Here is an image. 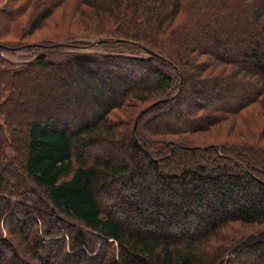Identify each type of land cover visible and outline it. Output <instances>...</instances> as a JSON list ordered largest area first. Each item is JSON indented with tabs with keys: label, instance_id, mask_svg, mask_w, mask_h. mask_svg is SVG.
I'll return each mask as SVG.
<instances>
[{
	"label": "trees",
	"instance_id": "trees-1",
	"mask_svg": "<svg viewBox=\"0 0 264 264\" xmlns=\"http://www.w3.org/2000/svg\"><path fill=\"white\" fill-rule=\"evenodd\" d=\"M38 1L0 14L27 39L0 52L40 50L0 103L25 119L0 126V264H225L244 239L227 264H264V0ZM115 43L149 56L78 52Z\"/></svg>",
	"mask_w": 264,
	"mask_h": 264
},
{
	"label": "rangeland",
	"instance_id": "rangeland-1",
	"mask_svg": "<svg viewBox=\"0 0 264 264\" xmlns=\"http://www.w3.org/2000/svg\"><path fill=\"white\" fill-rule=\"evenodd\" d=\"M37 2H39L38 0H36ZM194 1V2H193ZM202 0H199L200 4L197 5L199 2H197L196 0H189V2L194 3L195 5H197L198 7H201ZM197 2V3H196ZM7 0H0V14L2 12H10V7L6 4ZM23 1H21L20 3H18L20 5V7H24L23 6ZM15 5L14 3H12V6H18ZM66 8L68 9H72V11L74 10L73 6L69 5L66 6ZM63 8H61L60 10H62ZM12 10V9H11ZM196 10L191 9L189 10V13L193 14ZM29 15V13H26ZM1 17V16H0ZM2 18H4L5 20V24L3 26L0 25V36L1 34H3V39L4 41L7 42H14V41H18V40H22V39H26L22 36H17L16 34L23 31H26L25 28L20 30V27L23 28L25 24L20 25V27L18 29H11L9 31V20L10 17H6L5 15L2 16ZM67 18V19H66ZM75 19V18H74ZM69 18L63 14L61 17L58 15L52 16L49 21L42 27L41 30L37 31L33 36H29L28 40H30L29 42L33 41L36 38H45L47 36H49L48 34L52 33V34H57L59 36H62V33H64L65 29H66V24L68 22ZM65 22V23H64ZM26 26V25H25ZM82 26H84L82 24ZM102 39V38H101ZM27 40V39H26ZM77 41L80 42H85L87 44L89 43H94L98 40H100V38H95V37H90V38H86V37H80L76 39ZM63 43V41H58ZM15 46H19L18 44L16 45L15 43L13 44ZM78 50V49H77ZM75 51V53L77 52L76 50H72ZM64 52H67L64 49ZM78 52H87V53H96V54H101V55H113V56H128V57H133V58H141V59H147L149 54L146 53V51L142 50L139 47L133 46V45H129V44H125V43H115V44H108V45H97V46H93L91 48L88 49H80L78 50ZM37 53H40V50L37 51H33V50H18V49H14L13 51H1L0 52V59H2L0 61V103H2L3 101H5L7 99L8 96V91H5L6 84L10 81V77L14 74L13 71H17V70H23L26 68H29L30 65H34L35 60H36V56L38 55ZM139 71L136 72L134 74V76H138ZM203 78L205 76H207V74H203L202 75ZM47 82L48 80H46L43 84L44 88L47 86ZM32 86V84H31ZM29 96V95H28ZM33 97H27L25 98L26 101V111H31V109L33 108V106L38 105V102L35 98ZM209 103V105L214 106L216 104V102L214 100H212L211 98H208V100L204 101ZM189 106V105H188ZM188 109V107L184 108L183 111L185 112ZM179 114L177 113H171L169 115H167L168 118L170 119H178L179 118ZM24 120L22 115H17L14 118H8V125H5L4 120L0 117V126L3 127V131L5 133L8 134V132H11V130L13 132H16L17 135L20 134V129L23 130L24 127L21 126V124L24 123ZM23 121V122H22ZM129 122V121H128ZM125 125L120 126V128H118L117 133H122L124 132L125 129ZM194 137H198V140H201L202 142L207 143H211L214 140H205L206 137H212L214 135H208L206 133H199L198 135H192ZM195 140V139H194ZM198 143V142H197ZM10 154L12 155V153L10 152ZM253 231V230H252ZM250 232V231H249ZM248 233V232H247Z\"/></svg>",
	"mask_w": 264,
	"mask_h": 264
},
{
	"label": "water",
	"instance_id": "water-1",
	"mask_svg": "<svg viewBox=\"0 0 264 264\" xmlns=\"http://www.w3.org/2000/svg\"><path fill=\"white\" fill-rule=\"evenodd\" d=\"M166 100H164V99H160V100H158V101H156V102H154L153 104H151L150 106H148V107H146L145 109H143L139 114H138V116L136 117V119H135V121H134V127L136 126V123H137V121H138V119L145 113V112H147L148 110H150L152 107H154V106H156V105H158V104H160V103H163V102H165ZM246 240L247 239H244L242 242H240L239 244H237L231 251H230V253L228 254V256H227V259H226V263L225 264H227V262H228V260H229V257L232 255V253L235 251V250H237L239 247H241L245 242H246Z\"/></svg>",
	"mask_w": 264,
	"mask_h": 264
}]
</instances>
